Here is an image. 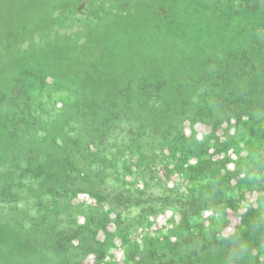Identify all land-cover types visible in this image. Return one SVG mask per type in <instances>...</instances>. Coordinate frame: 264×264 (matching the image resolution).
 Returning <instances> with one entry per match:
<instances>
[{"label":"rangeland","instance_id":"374dc122","mask_svg":"<svg viewBox=\"0 0 264 264\" xmlns=\"http://www.w3.org/2000/svg\"><path fill=\"white\" fill-rule=\"evenodd\" d=\"M65 1L0 47V264H264V0Z\"/></svg>","mask_w":264,"mask_h":264},{"label":"trees","instance_id":"16d2710c","mask_svg":"<svg viewBox=\"0 0 264 264\" xmlns=\"http://www.w3.org/2000/svg\"><path fill=\"white\" fill-rule=\"evenodd\" d=\"M42 8L38 10V8ZM29 7L31 9H34L36 14L34 17L30 19L29 22H27L25 25L19 28H25V30H21L15 26H13L14 22H21L26 19L25 11L20 13V9ZM28 8V9H29ZM67 8V1L65 0H0V47L4 52H6L8 49H11V45L8 43V40H15L18 38V34L22 31L29 32L30 29L33 26H45V27H53L55 24L50 18V14L54 11H64V9ZM5 9V10H3ZM19 9V10H17ZM42 12H38L41 11ZM66 11V10H65ZM64 20V19H63ZM29 23V24H28ZM44 24V25H42ZM31 25V26H30ZM69 27H65L61 29L63 30L64 37L67 35ZM28 30V31H27ZM20 31V32H18ZM24 34V33H23ZM14 38V39H13ZM66 39V37H65ZM6 40V41H3ZM65 44L59 47V52L54 50V48L51 46L47 49H44L45 55L52 56L59 58L60 55L63 57H71L73 59L74 57L81 58H89L91 50L93 47L89 43L84 44H78L76 41H72V39H66ZM20 47L19 45H16ZM91 47V48H90ZM24 53L22 50L18 53V57L16 58V62L10 66L13 67L10 72L14 71L15 68H24L27 67V62L25 61L27 57H24ZM58 53V54H55ZM23 56V58H19ZM1 69V66H0ZM227 118H236L240 116H243V110L234 108V110L227 111ZM230 123V122H229ZM226 123V124H229ZM247 217L250 220L249 224V230L250 232H261L264 229V224L262 220L260 219V216L253 213H248V211L245 213V215H242ZM184 221V219H183ZM246 229L237 232V234H234L232 236H228L225 238L222 242L224 243L223 251L225 257H230L232 260H237L239 256L241 255H247L246 252H248L247 247V240L244 239L245 236H247L249 233Z\"/></svg>","mask_w":264,"mask_h":264}]
</instances>
